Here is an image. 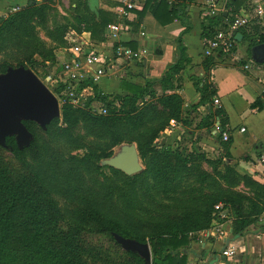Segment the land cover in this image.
Listing matches in <instances>:
<instances>
[{
    "label": "trees",
    "instance_id": "1",
    "mask_svg": "<svg viewBox=\"0 0 264 264\" xmlns=\"http://www.w3.org/2000/svg\"><path fill=\"white\" fill-rule=\"evenodd\" d=\"M102 1V0H101ZM190 0H145L141 9L136 11L138 22L134 23L135 30L147 13H151L162 25H168L180 20L183 29L177 39V60L168 67L160 78L147 79L145 84H136L124 80L120 86L123 93H106L97 83L84 85L85 105L75 106L65 101L62 104V115L56 117L48 125L62 123L68 134L74 133L81 126L88 135L109 138L113 145L119 144L125 139L129 143L138 142V151L146 161L147 167L139 173L128 175L123 171L101 164L106 158L113 156L112 151L93 152L87 155L64 156L54 150H50L49 157L55 172L69 178L79 184L70 187L72 194L78 198L88 199L94 211H105L107 207L112 209L118 206L117 200H123L125 208L121 211L126 214V209L133 206L131 196L137 195L139 190L131 187L138 178L150 180L154 187H162L172 184L174 176L179 172L191 173L196 171L197 180L202 183L218 185L222 190L220 197L208 199L203 208L185 212L183 216L174 222L157 220L152 222L143 233L137 230L122 227L117 220L101 221L99 219L98 230L114 234L120 233L125 237L133 238L141 242H149L152 251V261L147 262L136 252L129 251L135 260L134 264H189L190 245L197 234L205 229L212 228L219 221L215 205L224 203V208L231 207L234 218L231 221L232 233L242 235L247 229L256 224L264 214V182L251 175L240 174L231 162L232 137L228 141L220 142L224 146V154H218L217 162L222 163V168L217 169L215 175H211L201 169L200 165L193 163V159L203 157L188 153L182 148L171 145H159L156 139L160 131H164L171 119L182 124L191 125L193 113L200 106H207L197 127L211 130L216 116L220 117L221 126L225 130L229 122L223 106L215 107L213 102L218 94V89L212 81V70L217 66V58L205 56L200 64L201 74H191L189 79L193 81L195 88L200 92L197 103L191 105L188 111L183 110L184 98L177 91L182 87L183 76L181 72L187 69L193 70L191 57L187 52L182 36L192 29V23L188 16ZM248 0H227L226 7L229 12L220 17L206 16L201 36L205 42L214 37L220 29L226 28L228 21L246 8ZM74 6V22L57 24L48 28L49 37L58 43H65L64 37L70 27H76L81 32L83 28L91 31V38L95 41L104 40L105 28L108 23L116 21L117 16L112 8L117 4L114 0L102 1V6L95 8L90 0H72ZM48 0H28L23 6L7 15H0V49L7 42L29 41L36 45V53L40 57L54 58L52 52L40 48V44L34 43L35 30L38 26L47 27ZM109 7H105V6ZM242 41L249 40L248 51L251 56V47L264 42V26L255 24L251 28L241 29ZM18 44V43H17ZM132 48H138L135 40L123 42ZM26 66L25 64H22ZM7 68L1 66L0 74L6 73ZM162 88V93L157 94L156 84ZM60 94L62 87H56ZM156 99V100H155ZM262 97H258L252 107L262 108ZM94 102L105 104L108 113L95 112L92 109ZM25 126L36 132L38 124L32 120H23ZM150 123L151 128L146 126ZM141 128H145L141 131ZM62 129V130H63ZM138 131L140 135H136ZM6 146L15 154L20 153L15 134L8 135ZM34 143L26 149L35 159L39 153ZM198 154V153H197ZM226 159L230 160L227 161ZM111 169L119 174L124 184L116 186L108 185L103 191H93V194H85L80 184L85 180V172L93 175L96 172ZM226 187H223V184ZM243 181L251 187V193L238 192L232 189ZM81 193H84L81 195ZM100 210V211H99ZM92 211V212H94ZM98 218V214L94 213ZM63 212L53 200L47 187L37 176L31 173L15 176L8 170L0 155V264H89L84 258V247L80 242V226L72 227L65 231L60 228ZM198 238V237H197ZM147 242V243H148ZM128 251V250H127Z\"/></svg>",
    "mask_w": 264,
    "mask_h": 264
},
{
    "label": "rangeland",
    "instance_id": "2",
    "mask_svg": "<svg viewBox=\"0 0 264 264\" xmlns=\"http://www.w3.org/2000/svg\"><path fill=\"white\" fill-rule=\"evenodd\" d=\"M38 1L43 2V0ZM4 3H7V6H4L5 10L1 11L4 15L15 11L14 8L18 5L21 6L16 4L18 3L16 0H6ZM48 3L47 27L38 26L33 40L34 43L40 44V48L52 52L54 58L48 56L44 63V57H40L36 53V45L29 41L17 42L18 44L7 42L0 49V67L3 66L7 69L18 68L25 64L27 69L33 70L52 92L60 98L61 96L55 90V79L62 78L59 76L63 69L62 63L72 61V57L69 54V44L66 38L64 37V44L55 42L49 37L47 30L57 24L74 22L73 12L75 5L72 0H48ZM68 31L80 32L76 27H70ZM105 39L107 40V37L104 33ZM248 41L245 39L239 43V56L242 57L240 61L227 58L217 62V66H220V68L217 70L215 78L221 89L220 95L229 119L227 128L233 135L231 140L235 141V150L231 151L233 155L231 162L240 174L254 177L255 170H264V161L260 157L261 153L264 154V105L262 108L252 107V103L258 97L264 96L260 94L264 92V63L260 64L252 60L247 47ZM190 43L193 50L198 49V37L192 36ZM154 54L157 55V51H154ZM246 64L250 65V68H245ZM113 76L115 77V75ZM124 77L116 80L118 83L114 81L110 83L111 77H106L98 85L106 93L118 94L121 87L118 89L117 84L121 86L123 81L126 80ZM212 81L215 82L214 79ZM156 90L158 95L162 93V88L159 84L156 85ZM262 101L264 104V98ZM256 108V111L252 110ZM189 109L190 106L184 107L183 105L185 112ZM193 116L191 125L183 124L185 130L181 137L166 134L164 130L159 132L155 142L159 145H171L175 148L179 146L182 150L194 153L198 157L203 153V157L200 156V160H197V158L193 159V163L196 167L200 165L202 170L215 175L216 170L221 169L223 166L222 163L218 164L216 160L218 154H224V146L220 142L218 135H214L208 128L197 127L201 118L205 116V112L196 111ZM179 123L182 124V122ZM49 124L46 126L38 124L35 129L37 130L36 132L28 129L31 132L30 144L34 143L36 145L35 147L39 153L38 159H35L31 152L26 149L27 146L19 147L20 153L15 154L12 150L0 145V155L8 170L15 176L31 173L43 182L53 200L63 212V219L60 223L61 229L67 231L72 227H81L80 242L84 247L83 256L89 264L135 263L129 251L116 241L114 235L98 230L100 218L101 221L117 220L122 227L143 233L154 221H177L185 212L203 208L208 199L222 195V190L218 185L214 186L199 182L195 170L191 173L179 171L174 176L172 184L162 187H154L151 184L152 176L148 178L150 180L138 178L129 187L124 184V180L119 177V174L111 169H105L93 175L85 172V180L79 186L84 193L86 192L85 194L91 195L93 191H103L107 184L111 186L124 184L128 190L131 187L139 190L136 196L132 194L133 206L126 209V214L121 211V207L125 208L123 200L118 198V206L114 209L107 207L104 212L99 210L101 212L100 216L99 212L94 211L95 208H93L92 203L88 199L78 198L72 194L70 187L79 184L55 172L50 161L49 152L54 150L64 156H81L93 152L112 151L114 155L121 149L122 145L129 142L125 139L121 143L113 145L112 140L109 138L88 135L82 126L74 133L68 134L63 128V130L61 129V127H64L61 122L50 127L48 126ZM146 126L151 128L148 122ZM241 126L246 128V132H240ZM144 129L141 128V131ZM135 134L137 136L140 135L138 131H135ZM132 143H135L138 147L137 141H132ZM258 147L261 149L258 150ZM140 159L143 171L147 167V163L141 157V154ZM101 164H103L102 161ZM220 182L223 187H226L223 180H220ZM232 189L248 194L252 190L243 181ZM84 193H81V195ZM225 209L228 213V220L232 221L234 218L233 209L231 207ZM94 213L98 214V218L94 217ZM195 241L199 244L202 242L197 237ZM195 250L198 251V249ZM191 252L193 253V251ZM206 255H202V257L204 256L203 258L207 260L208 257ZM207 262L201 264H207ZM189 264H200V262H198L197 258L189 259Z\"/></svg>",
    "mask_w": 264,
    "mask_h": 264
},
{
    "label": "built area",
    "instance_id": "3",
    "mask_svg": "<svg viewBox=\"0 0 264 264\" xmlns=\"http://www.w3.org/2000/svg\"><path fill=\"white\" fill-rule=\"evenodd\" d=\"M117 4L112 8L117 16V20L107 24L105 28V36L107 40L97 42L92 40L91 31L83 29L81 32L68 31L65 38L69 44V54L72 61L63 62L62 78L55 79V88L62 87L60 92V105L65 101L75 106L85 105L84 85L90 83L101 82L106 77L116 75L121 62H142L148 53L146 46L132 48L129 45L122 44L127 42V37L135 30L136 11L141 9L145 0H114ZM207 14L206 16L220 17L224 13V8L219 5V0H206ZM249 10L242 14L236 15L232 20L228 21L226 28L216 32L214 37L207 39L203 45L204 56H214L218 61L232 58L234 61H240L242 57L239 55V43L237 33H241V29H250L252 25L264 26V0H249ZM18 6L14 8L17 10ZM142 36L145 31L140 32ZM242 41V40H241ZM249 45V43H248ZM248 47V46H247ZM245 68H250L246 64ZM118 75V74H117ZM122 78L121 75H118ZM51 78V77H49ZM215 107H221V100L216 96L213 102ZM207 107V106H206ZM92 109L95 112L106 114L108 108L105 104L94 102ZM228 126V124H227ZM224 130L221 126L220 117L216 116L211 132L214 135H220L223 141H228L231 132L227 128ZM185 128L179 121L172 119L166 127V134H175L181 137ZM246 128L240 127V131L244 132ZM264 161V156H262ZM219 221L212 228L200 231L198 235L201 241H207L215 238L226 242V246L221 249V256L226 259L232 258L236 253V246L227 241L231 234V221L228 220V213L223 203L215 205ZM224 258L219 264H223ZM227 262V260H225Z\"/></svg>",
    "mask_w": 264,
    "mask_h": 264
},
{
    "label": "crops",
    "instance_id": "4",
    "mask_svg": "<svg viewBox=\"0 0 264 264\" xmlns=\"http://www.w3.org/2000/svg\"><path fill=\"white\" fill-rule=\"evenodd\" d=\"M5 1L6 0H0V15H4V13L1 11L5 10L4 6H7V3H4ZM16 1L18 2L16 4L23 6L28 0ZM101 2V0H90V4L95 8L102 6ZM226 3L227 0H219V5L225 9V15H228L231 12L227 10L228 8L226 7ZM246 4V8H243L239 14L249 10V0L246 2ZM105 7L109 6L106 5ZM206 9V0L189 1L187 10L189 19L192 23V29L185 33L182 38L185 45L187 46V52L191 57L192 64L195 66V68L193 70L187 69L185 72H181V75L183 76V84L182 87L177 91L184 98V107H191V105L197 103L200 98V92L195 88L193 81L189 79V76L196 73L201 74L200 64L205 57L203 54L204 41L201 33L203 21L207 19L205 18L207 14ZM138 20V15L136 13L134 23H137ZM182 29L183 25L181 24L180 20H176L168 25H162L154 18L151 13H147L142 19L139 28L132 31L131 35L127 37V40L129 41L135 40L138 44V47L146 46L148 48L146 58L142 62H121L118 70L116 71L115 77L113 76V78H111L110 83L111 81L118 83L116 81L120 79L118 75H121V77L125 76L124 78L127 81L136 84H145L147 79L160 78L168 69V67L177 60V39L180 36ZM142 30L145 31L144 36H142L140 33ZM194 35L198 37L197 50H193L192 44L190 43L191 37ZM154 51H157V55L154 54ZM219 68L220 66H216V68L212 70V80H215L214 83L218 89L217 97L221 100V104L225 108L220 95L221 89L216 83L217 80L215 78V74ZM117 86L119 89L120 86L118 84ZM122 92H125V90L121 88L120 93ZM260 94L264 95V92ZM261 97L264 98V96ZM200 110L206 114L207 107L202 105L198 111ZM252 110L256 111L257 108ZM181 125L184 127L183 124ZM244 132H246V130ZM172 136L176 137L175 134H172ZM231 136L233 135L231 134ZM234 142L235 141L233 140L231 147L232 152L235 150ZM260 149L261 148L258 147V150ZM262 156H264V154L261 153V160ZM254 178L264 182V170H255ZM230 229L232 230L231 226ZM199 239L201 240L200 237ZM227 241L233 243L236 246L237 253L230 259H226L225 257L221 256V249L226 246V242L215 238L209 239L207 241L202 240L200 244L196 241H193L189 249V259L192 260L197 258L200 264L206 263L207 261V264H219L223 258V264H264V214L260 220L253 226L249 227L244 234L236 236L231 231ZM195 249H198V251ZM191 251H193V253ZM202 255H206L208 259L206 260L203 258L204 256L202 257ZM225 260H227V262Z\"/></svg>",
    "mask_w": 264,
    "mask_h": 264
},
{
    "label": "water",
    "instance_id": "5",
    "mask_svg": "<svg viewBox=\"0 0 264 264\" xmlns=\"http://www.w3.org/2000/svg\"><path fill=\"white\" fill-rule=\"evenodd\" d=\"M237 39H243L242 33H237ZM250 51L254 62L264 63V42L253 45ZM61 110L58 97L33 70L21 65L0 74V145L6 146L7 136L15 134L19 147L28 146L31 132L23 120H32L46 126L62 115ZM102 163L128 175L139 173L143 169L135 143L122 145L116 154L104 159ZM113 235L124 249L138 253L147 262L152 261L149 243L125 237L117 232Z\"/></svg>",
    "mask_w": 264,
    "mask_h": 264
}]
</instances>
